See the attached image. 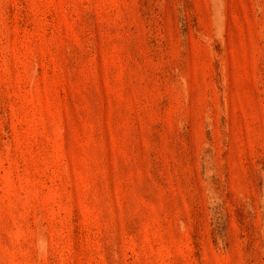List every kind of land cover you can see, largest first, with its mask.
Masks as SVG:
<instances>
[{
  "label": "rangeland",
  "instance_id": "obj_1",
  "mask_svg": "<svg viewBox=\"0 0 264 264\" xmlns=\"http://www.w3.org/2000/svg\"><path fill=\"white\" fill-rule=\"evenodd\" d=\"M0 264H264V0H0Z\"/></svg>",
  "mask_w": 264,
  "mask_h": 264
}]
</instances>
